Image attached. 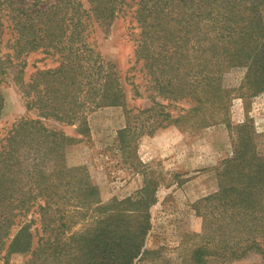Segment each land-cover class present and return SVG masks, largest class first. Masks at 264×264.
Wrapping results in <instances>:
<instances>
[{"label": "trees", "instance_id": "obj_1", "mask_svg": "<svg viewBox=\"0 0 264 264\" xmlns=\"http://www.w3.org/2000/svg\"><path fill=\"white\" fill-rule=\"evenodd\" d=\"M125 8L138 28L134 62L155 94L148 107L125 110L118 143L136 148L139 137L168 125L234 129L218 190L196 204L200 243L190 262L228 264L254 251L264 264V160L252 151L250 125L232 126L233 91L223 82L242 67L237 95L264 90V0H0V74L12 72L34 111L0 136V264L16 255L23 264H134L142 254L155 200L149 180L135 195L104 198L86 165L67 163L80 138L42 121L80 125L94 108L125 105L119 73L91 42ZM36 51L51 64H32L24 82L23 57ZM180 101L178 111L166 109Z\"/></svg>", "mask_w": 264, "mask_h": 264}, {"label": "rangeland", "instance_id": "obj_2", "mask_svg": "<svg viewBox=\"0 0 264 264\" xmlns=\"http://www.w3.org/2000/svg\"><path fill=\"white\" fill-rule=\"evenodd\" d=\"M138 28L129 8H125L111 22L107 30L96 28L91 38L95 49L105 61L113 63L126 93L125 105L100 106L87 112L85 121L69 124L52 118H42L48 127L68 136L80 138L66 152L70 165L84 164L92 181L100 187L104 198L122 199L135 195L149 180L150 229L141 256L134 264H191V249L200 243L197 234L201 217L196 213L198 201L218 190L226 159L231 157L232 144L238 133L224 123L198 130L179 129L168 125L152 135L138 138L136 148L120 146L117 130L125 124V110L146 108L155 94L148 88L140 61L134 62L132 52ZM41 52L23 57L22 79L27 82L34 67H46L51 58ZM223 82L233 91L229 115L232 126L248 123L252 131V151L264 160V90L241 97L237 95L244 68L229 69ZM137 83L141 95L131 89ZM161 101L160 97H156ZM183 101L172 102L167 110L176 112ZM20 116L34 117L27 111L24 100L12 81V72L0 74V136ZM152 192V193H151ZM24 257L16 255L11 264H23ZM261 256L249 251L228 264H261ZM214 264V263H210Z\"/></svg>", "mask_w": 264, "mask_h": 264}]
</instances>
